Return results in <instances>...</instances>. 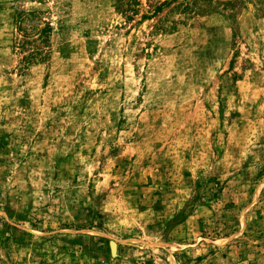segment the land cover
Instances as JSON below:
<instances>
[{
  "label": "rangeland",
  "instance_id": "obj_1",
  "mask_svg": "<svg viewBox=\"0 0 264 264\" xmlns=\"http://www.w3.org/2000/svg\"><path fill=\"white\" fill-rule=\"evenodd\" d=\"M140 1L0 0V264H264V0Z\"/></svg>",
  "mask_w": 264,
  "mask_h": 264
},
{
  "label": "trees",
  "instance_id": "obj_2",
  "mask_svg": "<svg viewBox=\"0 0 264 264\" xmlns=\"http://www.w3.org/2000/svg\"><path fill=\"white\" fill-rule=\"evenodd\" d=\"M176 0H164V1H159L156 2L153 5V10H152V16H158L164 9L166 6H170L171 4H173V2H175ZM226 3H232V0H226ZM141 4L140 0H117V6L118 8L123 12V13H128V12H137L138 8L137 6H139ZM170 28H173V26H168ZM165 28L164 26H161L160 29H168ZM51 27L48 25L47 27L40 29L39 31V37L43 38V39H47L48 38V29H50ZM159 28V27H158ZM169 28V29H170Z\"/></svg>",
  "mask_w": 264,
  "mask_h": 264
}]
</instances>
